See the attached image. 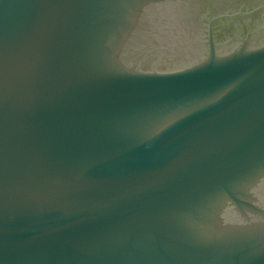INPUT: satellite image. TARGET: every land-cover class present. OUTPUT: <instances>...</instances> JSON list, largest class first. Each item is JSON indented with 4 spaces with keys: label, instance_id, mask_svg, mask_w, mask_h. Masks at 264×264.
<instances>
[{
    "label": "water",
    "instance_id": "obj_1",
    "mask_svg": "<svg viewBox=\"0 0 264 264\" xmlns=\"http://www.w3.org/2000/svg\"><path fill=\"white\" fill-rule=\"evenodd\" d=\"M0 264H264V0H0Z\"/></svg>",
    "mask_w": 264,
    "mask_h": 264
}]
</instances>
